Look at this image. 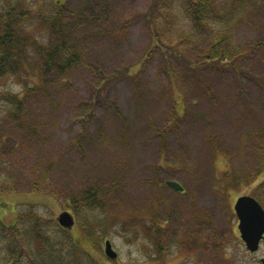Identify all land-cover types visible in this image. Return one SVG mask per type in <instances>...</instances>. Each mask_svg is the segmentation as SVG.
<instances>
[{
  "label": "rangeland",
  "instance_id": "rangeland-1",
  "mask_svg": "<svg viewBox=\"0 0 264 264\" xmlns=\"http://www.w3.org/2000/svg\"><path fill=\"white\" fill-rule=\"evenodd\" d=\"M215 1L234 12L220 32L242 50L237 66L207 63L215 21L197 29L183 0H66L86 63L0 77L27 111L23 124L0 116V183L14 180L0 192V218L19 217L34 261L47 248L33 233L62 229L81 243L76 264H263L264 241L246 248L234 204L248 194L264 207V0ZM11 4L42 8L0 0ZM156 30L180 40L184 59H167ZM89 189L105 210L80 200ZM64 210L75 211L72 229L58 223Z\"/></svg>",
  "mask_w": 264,
  "mask_h": 264
},
{
  "label": "trees",
  "instance_id": "trees-1",
  "mask_svg": "<svg viewBox=\"0 0 264 264\" xmlns=\"http://www.w3.org/2000/svg\"><path fill=\"white\" fill-rule=\"evenodd\" d=\"M41 1V9L12 4L4 6V8L0 7V77L16 74L24 68L33 69L31 67H39L44 72H57L59 75H65L71 68L86 63L84 54L80 51V38L72 32L69 25L71 16L74 15L68 10L66 0ZM235 1L241 0H234V3ZM182 9L184 15L192 20L197 29L202 31L209 21H215L212 25L215 34L212 35L213 40L205 56L207 63L237 66L243 52L232 42V34L229 29L220 32V29L225 27L228 17H232L234 12L224 11V8H220L215 0H183ZM164 15L167 17V13ZM30 24H34V26L40 24L44 30L33 33ZM156 32L158 34L155 45L169 55L166 56L167 59L171 57L184 59L182 54L184 49L181 47L179 39L160 38L159 31L156 30ZM45 34L48 35L46 39H44ZM25 109V102L20 93L0 88V116L2 114L13 116L23 124L25 123L23 118L27 113ZM1 153L0 147V155ZM3 161V158L0 157V167ZM38 186H43V184ZM7 187L13 190L14 180L7 179L5 176L0 183V192L8 191ZM80 200L92 207L91 209H106V203L98 198V192L93 189L87 190ZM77 205L80 206L79 203ZM76 207L72 208L80 215L79 212L82 210L78 207L77 211ZM18 221L19 217L15 222L9 223L0 218V264H76L75 259L78 258H74V256L81 243L76 238L72 239L62 229L53 236L49 232L51 237H48L49 235L45 232L35 231L33 233L34 239L42 242L41 247L45 246L48 249L42 251L44 254L41 255L40 260L34 261L33 254L27 251L26 255L28 246L25 245H30L28 240L33 238L24 230L19 229ZM82 234L95 249L92 241L94 235H90L93 233ZM25 235H29L28 238H25ZM22 239H25V244Z\"/></svg>",
  "mask_w": 264,
  "mask_h": 264
},
{
  "label": "water",
  "instance_id": "water-1",
  "mask_svg": "<svg viewBox=\"0 0 264 264\" xmlns=\"http://www.w3.org/2000/svg\"><path fill=\"white\" fill-rule=\"evenodd\" d=\"M167 185L178 191L184 190L183 185L177 180H167ZM234 207L239 218L238 227L241 237L247 248L250 251L258 250L261 241L264 240V207L251 195L240 196ZM57 219L59 224L65 228H72L75 224L74 215L68 210L62 211ZM105 253L110 258L117 257V253L109 239L105 242Z\"/></svg>",
  "mask_w": 264,
  "mask_h": 264
},
{
  "label": "flooded vegetation",
  "instance_id": "flooded-vegetation-1",
  "mask_svg": "<svg viewBox=\"0 0 264 264\" xmlns=\"http://www.w3.org/2000/svg\"><path fill=\"white\" fill-rule=\"evenodd\" d=\"M184 192V191H183ZM108 258V257H107ZM114 260H117V259H114Z\"/></svg>",
  "mask_w": 264,
  "mask_h": 264
}]
</instances>
